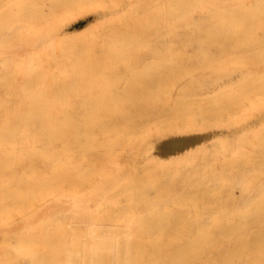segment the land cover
<instances>
[{
    "label": "rangeland",
    "instance_id": "1",
    "mask_svg": "<svg viewBox=\"0 0 264 264\" xmlns=\"http://www.w3.org/2000/svg\"><path fill=\"white\" fill-rule=\"evenodd\" d=\"M67 1L0 0V27L15 8L10 30L37 29L38 11ZM132 1L131 16L108 23L140 39H0L1 256L37 250L32 264H264L263 119L245 134L218 136L232 147L214 137L174 160L141 153V161L136 152L165 129L231 127L239 112L246 119L264 109L255 110L264 99V0ZM232 24L236 34L204 37ZM68 193L90 201L72 203ZM65 195L75 203L65 201L68 210L59 205ZM28 213L30 224L6 223ZM27 231L30 245L8 238Z\"/></svg>",
    "mask_w": 264,
    "mask_h": 264
},
{
    "label": "bare ground",
    "instance_id": "2",
    "mask_svg": "<svg viewBox=\"0 0 264 264\" xmlns=\"http://www.w3.org/2000/svg\"><path fill=\"white\" fill-rule=\"evenodd\" d=\"M135 1V0H134ZM102 2V4L101 3H98V4H100V5H98V6H95L94 7V5L95 4H93V6L91 7H79V0H68L67 2H66V4H65V6L64 7H61V9L60 10H58V11H56V9L55 8H53V9H50V8H48V9H43V10H41V11H38V15H40L44 20H43V23H42V25L39 27V28H37V29H34V30H31V29H28L25 25H20V26H18L17 28H15L14 30H10L9 29V27H8V24L10 23L9 22V20L11 19H14L17 15H16V13H17V11L15 10V8H11V9H9V10H11V11H8V12H6L5 14V21L7 22V26H6V24H4L3 26H1L0 27V39H2V38H6V37H15V39H17V38H19V39H25V41H26V39H28L26 42H28V41H32V40H29V39H39L40 40V42H43V41H45V42H43L44 43V45L47 43V42H52V40L51 39H57L58 41H59V39H76V37H80V39H90L91 37L90 36H92V35H97L98 34V32L100 33V32H103V33H105V35L108 37V39H140L137 35H138V33H137V31L136 30H134V29H130V28H123V29H121V30H119V29H115L114 27H112V25H109V23L108 22H110V21H112V20H124L125 18H127L128 16H131V10H130V7L131 6H133V1L131 2V0H102L101 1ZM84 3V2H83ZM96 3V2H95ZM132 3V4H131ZM86 5V4H85ZM55 9V10H54ZM184 9V8H183ZM52 11H56L58 14H55L54 12H52ZM10 20V21H11ZM239 27H240V25H237V24H232L231 26H229V27H227V28H225L224 30H219V29H216V28H214V29H212V31H210L208 34H204V37H208L209 35H211V34H217V33H222V34H225V35H231V34H236L237 32H238V30H239ZM157 26H154V27H152L151 29H152V32H153V34H155L154 35V37H153V39H159L160 37L156 34V31H157ZM96 38V37H95ZM42 39V40H41ZM236 39H239L237 36H236ZM8 40V39H7ZM56 40V42H58ZM25 41H23V42H21V43H24ZM55 41V40H54ZM53 41V42H54ZM19 42V41H18ZM33 43H34V46H35V42L34 41H32ZM50 42V43H51ZM20 43V44H21ZM39 43V41L37 40L36 41V48L34 47V49L35 50H37V52H39L38 51V49H37V44ZM42 43V44H43ZM20 44H18V45H20ZM30 45V42L29 43H25V45ZM48 44V43H47ZM42 46V45H41ZM46 46V45H45ZM21 47H22V45H21ZM9 48V47H8ZM15 48V47H14ZM19 48V46L17 47V49ZM23 49H22V51H23V54L24 55H26V56H28V54H26L29 50H31L32 52H33V48H32V46H29V48H27V49H25L26 48V46H23L22 47ZM32 48V49H31ZM39 48V47H38ZM47 48V47H46ZM46 48H44V49H46ZM6 49V48H5ZM24 49H25V53H24ZM29 49V50H28ZM56 49V48H55ZM0 50H3V48H0ZM8 50V49H7ZM11 50H13L12 48H11ZM28 50V51H27ZM58 50V49H57ZM4 51H6V50H4ZM15 51V50H14ZM18 51H20V50H18ZM17 51V52H18ZM30 51V52H31ZM16 52V53H17ZM31 52V53H32ZM13 53H15V52H13ZM30 53V57L32 56V54ZM34 53V52H33ZM46 53H48V52H46ZM18 54H20V52L19 53H17V55ZM17 55H16V57H17ZM21 55V54H20ZM20 55H18V57H20ZM34 56V55H33ZM21 57H22V55H21ZM20 57V58H21ZM29 57V56H28ZM23 58H24V56H23ZM26 59H27V57H26ZM22 60V59H21ZM24 60H25V58H24ZM253 62V61H252ZM226 65V64H225ZM22 67V66H21ZM22 69V68H21ZM257 69V68H256ZM23 70V69H22ZM255 70V69H254ZM23 73V72H22ZM19 74V73H18ZM17 74V76H20V75H18ZM16 76V78L18 79V77ZM16 79V80H17ZM260 85V84H259ZM25 86H26V84H25ZM63 87V86H62ZM263 98H264V96H263ZM263 98H257V99H255V100H253L254 101V106H255V101L256 100H262ZM264 101V99L262 100V101H259V104L257 103V101H256V106H255V110H262L263 109V107H264V103H262ZM261 102V103H260ZM226 103V102H225ZM262 104H263V106H262ZM253 105V104H252ZM217 106H218V104H217ZM258 106H260V107H258ZM262 106V107H261ZM250 108L252 107V106H249ZM248 107V108H249ZM258 109H257V108ZM248 108H244V109H248ZM259 108H262V109H259ZM250 111L251 110H253V109H249ZM242 111V113H243V110H241ZM248 111V110H247ZM244 112H245V110H244ZM256 113V115L254 114V116H253V114H251L252 115V117H250V115H249V117L250 118H244V116L243 117H240V116H238L239 115V113H238V115H237V117H238V119H237V124H235V119L237 118L235 115V119L233 120L232 119V122L231 121H229V120H226V121H228V122H230V123H233V121H234V124L235 125H233V126H231V127H228L229 126V123H228V125H227V127H226V121L224 120V123H226L225 125H223V126H225V128H220V127H218V126H220V125H218L217 127H215L217 124H219V123H221V122H218L217 124H215V126L213 125V122L211 123V121H210V123H211V125H213V127H210V128H208L206 125L208 124V122L207 123H205V126L204 127H202L203 129H199V130H195V129H198V128H194L193 129V131L190 129V128H192L193 126H190V132H187V130H188V127L186 128L187 130L185 131L184 130V128H183V133L181 132V133H174V132H172L173 130H175V129H171L170 131H165V130H167V129H165L164 131L167 133H165L164 131H163V133H164V135H163V133L162 132H159V133H162V135L160 136V134H159V136L157 135V133L155 134V133H153V134H150V136H152V135H154V136H152L153 138L154 137H157V138H155V141H152L151 143H150V139H153V138H151L150 136V138H147V142L146 143H144V141L141 143V144H143V145H145L144 147L141 145V147L140 148H142V150L141 149H136V152H137V150H138V152H140V160H141V158H142V156L144 155H147V156H145V158L146 159H158V158H155V156L157 157H166V160H167V158H170V156L172 157L173 156V160H174V158H177L178 157V154H179V156H180V154H182V153H185V152H183L184 150L186 151V149H190V148H194V147H196V146H198V145H200V144H203V143H205L206 141H208V140H210V139H212V138H214V137H217V139L221 136V135H229L228 137L229 138H232V135H234V134H236V133H238L239 131H240V134H241V131L243 130L244 131V134H245V130L244 129H247V130H249V128H254V126L259 122V121H261V119H263L262 120V122L264 121V118H262L263 116H264V109L262 110V111H260L259 113H257V111H255ZM251 113V112H250ZM254 113V112H253ZM241 114V113H240ZM245 114H247V113H244V115ZM243 114H241V116H242ZM241 118V119H240ZM243 118V119H242ZM240 119V120H239ZM239 120V121H238ZM244 120V121H243ZM16 121V120H15ZM241 121V123H239ZM32 122V121H31ZM222 123H223V121H222ZM223 123V124H224ZM261 123V122H260ZM259 123V124H260ZM20 126V125H19ZM36 126V125H35ZM98 126V125H97ZM198 126V125H197ZM209 126V125H208ZM199 127V126H198ZM206 127V128H205ZM222 127V126H221ZM176 129H178L177 127H176ZM181 129V128H180ZM169 130V129H168ZM179 130V129H178ZM177 130V131H178ZM185 131V132H184ZM243 131H242V133H243ZM6 132V131H5ZM171 132V133H170ZM192 132V133H191ZM4 133V132H3ZM247 133V132H246ZM248 133H252V132H249L248 131ZM247 133V134H248ZM5 134V133H4ZM219 136V137H218ZM237 136V135H236ZM148 137V136H147ZM222 137L224 138V141H225V143H226V145L224 144V141H223V139H222ZM221 138H219V139H222V143H223V145L224 146H227V145H229V147H232L234 144H236V143H234V144H232L233 142H231L230 143V141L229 142H227L226 141V139H225V137L224 136H222ZM227 137V136H226ZM228 138V139H229ZM235 138V137H234ZM236 139V138H235ZM146 141V140H145ZM239 142V141H237V140H234V142ZM149 142V143H148ZM209 143H210V141H209ZM228 143H230L231 144V146H230V144H228ZM220 144H221V142H220ZM30 145V144H29ZM34 145V144H33ZM206 145H208V144H206ZM215 145H217V143H215ZM237 145H238V143H237ZM234 147H238V146H234ZM192 148V149H193ZM192 149H190V150H192ZM231 150H232V148H230ZM230 149L228 148V150L230 151ZM141 150V151H140ZM195 150V149H194ZM225 150V149H224ZM223 150V151H224ZM227 150V149H226ZM226 150H225V152H226ZM181 151H182V153H181ZM193 151V150H192ZM228 151V152H229ZM224 152V153H225ZM143 155H142V154ZM175 154V155H174ZM176 154H177V157H175L176 156ZM136 156V155H135ZM144 156H143V158H144ZM149 156V157H148ZM151 156H153V157H151ZM168 156V157H167ZM137 157H139V154L137 153ZM151 157V158H150ZM136 158V157H135ZM134 158V159H135ZM100 159V158H99ZM137 160L139 161V159L138 158H136V162H137ZM159 160H160V158H159ZM161 160H163V159H161ZM165 160V161H166ZM134 161V160H133ZM141 161H143V159L141 160ZM140 161V162H141ZM157 161V160H156ZM97 162H98V160H97ZM97 162H95V167L97 166V164H99V163H97ZM135 162V163H136ZM101 163V162H100ZM19 164V163H18ZM17 164V165H18ZM106 165V164H105ZM19 166V165H18ZM99 166H101V165H99ZM262 166V165H261ZM158 171V170H157ZM146 177V176H145ZM24 178V177H23ZM114 178H115V180H114ZM113 179L111 178V180L110 179H108L107 180V182H106V179H105V182L107 183V185L108 186H110V183L112 182V181H114V183L117 181L116 179V177H114ZM118 178H120L119 176H118ZM25 179V178H24ZM120 179H122V178H120ZM23 180V179H22ZM100 182V181H99ZM110 182V183H109ZM67 183V182H66ZM98 183V182H97ZM113 183V182H112ZM118 183V182H117ZM100 184H103V182L102 183H100ZM100 184H98V186L99 187H95V189L96 188H100ZM105 184V183H104ZM106 185V186H107ZM94 186V185H93ZM92 186V188H94ZM103 187H105L104 185H102ZM132 186V185H131ZM102 187V188H103ZM128 187V186H127ZM134 187V186H133ZM91 187H89V189H90ZM106 188V187H105ZM95 189H93V191L95 190ZM86 190V189H85ZM84 190V191H85ZM101 190V189H100ZM103 190H104V188H103ZM102 190V191H103ZM81 192H83V191H81ZM80 192V193H81ZM89 192V191H88ZM4 193V192H3ZM77 193V192H76ZM85 193V192H84ZM87 193V192H86ZM90 193V192H89ZM97 193H99L100 194V191L99 192H97ZM5 194V193H4ZM3 194V195H4ZM70 194H72V193H68V195L70 196ZM74 194V193H73ZM93 195H95L94 193H92ZM101 194H102V192H101ZM74 195H76V194H74ZM82 195V194H81ZM91 195V194H90ZM69 196H66L65 195V198H63L62 196H61V198L59 197V199L61 200L62 198H63V200H61V201H63V203L62 204H59V205H63L64 204V202L66 201V200H68V198H69ZM73 196V195H72ZM85 196H88V195H86L85 194ZM84 196V197H85ZM92 196V195H91ZM90 196V197H91ZM67 197V198H66ZM77 197V196H76ZM79 197H81V198H72L71 196H70V198H71V201H72V203L73 202H75L76 201V199H77V201H79V199H82L83 198V195L82 196H79ZM93 197V196H92ZM100 197H101V195H100ZM96 198V197H95ZM94 198V199H95ZM99 198V197H98ZM55 199V198H54ZM65 199V200H64ZM89 199H91V198H89ZM60 200H59V203H60ZM83 200V199H82ZM82 200H81V202H82ZM85 200H87V199H85ZM85 200H83V201H85ZM92 201H93V199H91ZM96 200H98V199H96ZM51 201H52V203H53V199H51ZM71 201H70V199H69V201L67 202L66 201V203L68 204V203H71ZM87 201H90V200H87ZM86 201V202H87ZM57 202V201H56ZM80 202V201H79ZM78 202V203H79ZM94 202V201H93ZM48 204H50L49 202H47ZM55 203V202H54ZM66 203L63 205V207L65 208L66 206ZM71 203V204H72ZM89 203V202H88ZM48 204H44L43 206H41L40 208H44V210H46L45 209V205H48ZM55 204H57V203H55ZM70 204V205H71ZM75 204V203H74ZM74 204H72V205H74ZM82 204H83V202H82ZM86 204V203H85ZM95 204V203H94ZM52 205V204H51ZM50 205V206H51ZM54 205V204H53ZM59 205L58 206H56V207H59ZM72 205H71V207H70V209H72ZM88 205V204H87ZM49 206V207H50ZM69 205H67V207H68ZM47 207V206H46ZM80 207H82V205L80 206ZM39 208V209H40ZM52 208V207H51ZM64 208H61V209H64ZM55 209H57V208H55ZM66 210H68L69 209V207L68 208H65ZM74 209V208H73ZM76 209V208H75ZM81 209V208H80ZM83 209V208H82ZM34 210V209H33ZM33 210L31 211V212H33ZM43 210V209H42ZM48 210H49V208H48ZM52 210V209H51ZM77 210H79V208H77ZM55 211V210H54ZM72 211V210H71ZM75 211V210H74ZM44 212V211H43ZM51 212H53V211H51ZM77 212V211H76ZM79 212V211H78ZM122 212V211H121ZM38 213V212H37ZM50 213V212H49ZM30 213H28V215H29ZM45 214V213H44ZM51 214V213H50ZM56 216V215H55ZM31 217H32V213H31V215H29V216H23V217H17V218H14L15 220H7L6 219V223H9V225L10 224H12V225H15L13 222L15 221V222H22V223H28V224H30L31 223V221H32V219H31ZM42 218H43V216H42ZM35 219V218H34ZM52 219H54V218H52ZM52 219H51V221H52ZM2 219L0 218V221H1ZM100 220V219H99ZM130 220V219H129ZM37 222H39V221H41V219H37L36 220ZM35 221V222H36ZM21 223V224H22ZM47 223L45 222V221H43L42 222V225H43V228H45L44 226L46 225ZM32 225V224H31ZM24 226V225H23ZM2 227H4V224H0V228H2ZM12 227V226H11ZM27 227V226H26ZM7 228V227H6ZM12 229V228H11ZM20 229V228H19ZM24 229H25V227H24ZM41 229H42V227H41ZM2 231V230H1ZM122 231V230H121ZM4 232L2 231V234H3ZM1 234V233H0ZM41 235H42V237H44V236H46L47 235V233L46 232H42L41 233ZM64 236V235H63ZM8 238L9 239H11V240H13V241H15V242H17L18 244H24V245H30V244H32L33 243V238H34V232L33 231H27V232H25L24 234H16V235H14V234H11V235H9L8 236ZM0 240H3V237H0ZM25 253V252H24ZM30 253V252H29ZM7 254H8V252H7ZM37 255H40V252L39 251H37V250H34V251H32L31 252V254H21V253H18V254H16V256H1V254H0V264H32V261H33V259L37 256ZM34 263V262H33Z\"/></svg>",
    "mask_w": 264,
    "mask_h": 264
}]
</instances>
